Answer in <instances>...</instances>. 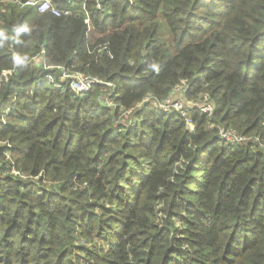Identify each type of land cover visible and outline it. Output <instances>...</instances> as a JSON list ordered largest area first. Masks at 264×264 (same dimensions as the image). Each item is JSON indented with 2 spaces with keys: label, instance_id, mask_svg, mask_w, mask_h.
<instances>
[{
  "label": "trees",
  "instance_id": "trees-1",
  "mask_svg": "<svg viewBox=\"0 0 264 264\" xmlns=\"http://www.w3.org/2000/svg\"><path fill=\"white\" fill-rule=\"evenodd\" d=\"M52 2L72 14L0 0V264H264V0ZM39 54L117 107L43 83ZM183 83L214 104L189 140L139 106Z\"/></svg>",
  "mask_w": 264,
  "mask_h": 264
},
{
  "label": "built area",
  "instance_id": "built-area-1",
  "mask_svg": "<svg viewBox=\"0 0 264 264\" xmlns=\"http://www.w3.org/2000/svg\"><path fill=\"white\" fill-rule=\"evenodd\" d=\"M21 6H30V7H36L37 10L40 13L45 12H51L54 15L61 16V15H71V10H61L58 7H56L52 0H28L26 2L18 1ZM34 63L37 64H43V67L45 69H52L57 68L60 72L58 73V79L57 76L54 74H46V76L43 79V83L46 84H52L56 87H61L62 82L69 85V87L72 89V91L80 96H85L90 94L97 85L104 84L106 85V88L103 90L104 93H102L99 96V99L103 102V104L107 107L116 108L117 104L115 102V99L119 97L117 93L114 91V85L113 83H106L103 82L102 79H99L97 77H92L90 75H87L85 73L79 72V71H71L66 69L62 66H52L47 64L44 61V58L42 57V54L37 55L33 58ZM189 90V85L187 83H183L181 85H178L173 94L166 96L165 98L159 100L155 97L149 95L146 96L142 103H139V106L144 103H150L155 108L160 109L163 112L173 113L176 112L181 115L183 118L187 131H188V138L190 139V136L194 133L196 129V122L194 120V113L195 112H201L207 115H211L214 112V104L210 100V97L208 94L201 95L200 99H188L187 92ZM131 109L124 111L122 114V118L128 119L130 117ZM130 114V115H129ZM215 126L214 123H210L209 127L213 128ZM219 134L218 137L227 142L232 143H243L246 141V137L242 135H238L234 130L232 129H226L224 127H216ZM185 138V139H186Z\"/></svg>",
  "mask_w": 264,
  "mask_h": 264
},
{
  "label": "rangeland",
  "instance_id": "rangeland-1",
  "mask_svg": "<svg viewBox=\"0 0 264 264\" xmlns=\"http://www.w3.org/2000/svg\"><path fill=\"white\" fill-rule=\"evenodd\" d=\"M162 39L164 40V41H166L167 43L169 42V40H170V37H169V33H168V30H166V26H164V24H163V33H162ZM10 110H11V108H7V109H4L3 111H1V112H5V113H8V112H10ZM0 112V113H1ZM7 119H5V118H0V121L3 123H5V121H6ZM84 241H87L86 239H84ZM83 241V243L82 244H85V242ZM89 241V240H88ZM103 246H106V244L103 242Z\"/></svg>",
  "mask_w": 264,
  "mask_h": 264
},
{
  "label": "clouds",
  "instance_id": "clouds-1",
  "mask_svg": "<svg viewBox=\"0 0 264 264\" xmlns=\"http://www.w3.org/2000/svg\"><path fill=\"white\" fill-rule=\"evenodd\" d=\"M26 30V29H25ZM0 35H2V33H0ZM28 61H27V58H21V57H17L16 58V66L17 67H20V66H22L23 64H26ZM151 69L153 70V71H156V70H158L159 69V65L158 64H156V63H153L152 65H151Z\"/></svg>",
  "mask_w": 264,
  "mask_h": 264
}]
</instances>
